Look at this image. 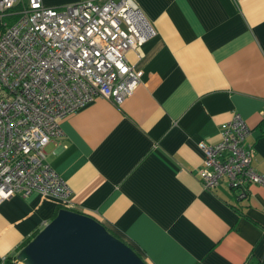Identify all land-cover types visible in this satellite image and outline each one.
Segmentation results:
<instances>
[{"label": "crops", "instance_id": "obj_1", "mask_svg": "<svg viewBox=\"0 0 264 264\" xmlns=\"http://www.w3.org/2000/svg\"><path fill=\"white\" fill-rule=\"evenodd\" d=\"M134 1L144 40L125 57L140 82L120 102L96 97L68 113L46 160L73 209L148 264H264V186L238 198L225 178L206 189L197 175V142L218 140L232 111L251 126L245 143L264 174V0ZM60 207L37 191L0 201V264Z\"/></svg>", "mask_w": 264, "mask_h": 264}, {"label": "built area", "instance_id": "obj_2", "mask_svg": "<svg viewBox=\"0 0 264 264\" xmlns=\"http://www.w3.org/2000/svg\"><path fill=\"white\" fill-rule=\"evenodd\" d=\"M136 10L134 0H0V201L37 191L73 209L72 190L47 162L45 146L61 134L68 113L96 97L120 102L140 82L142 70L125 57L144 40ZM259 114L264 122V108ZM250 130L232 111L218 140L197 142L204 188L225 178L244 198L250 183L264 186L245 143Z\"/></svg>", "mask_w": 264, "mask_h": 264}, {"label": "water", "instance_id": "obj_3", "mask_svg": "<svg viewBox=\"0 0 264 264\" xmlns=\"http://www.w3.org/2000/svg\"><path fill=\"white\" fill-rule=\"evenodd\" d=\"M23 264H148L94 217L60 207L16 253Z\"/></svg>", "mask_w": 264, "mask_h": 264}, {"label": "trees", "instance_id": "obj_4", "mask_svg": "<svg viewBox=\"0 0 264 264\" xmlns=\"http://www.w3.org/2000/svg\"><path fill=\"white\" fill-rule=\"evenodd\" d=\"M1 26V25H0Z\"/></svg>", "mask_w": 264, "mask_h": 264}]
</instances>
